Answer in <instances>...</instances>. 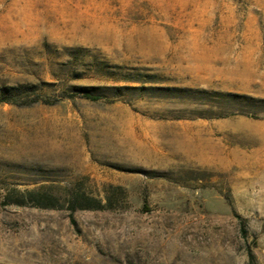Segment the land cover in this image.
Here are the masks:
<instances>
[{
  "label": "rangeland",
  "instance_id": "rangeland-1",
  "mask_svg": "<svg viewBox=\"0 0 264 264\" xmlns=\"http://www.w3.org/2000/svg\"><path fill=\"white\" fill-rule=\"evenodd\" d=\"M0 264H264V0H0Z\"/></svg>",
  "mask_w": 264,
  "mask_h": 264
},
{
  "label": "trees",
  "instance_id": "trees-1",
  "mask_svg": "<svg viewBox=\"0 0 264 264\" xmlns=\"http://www.w3.org/2000/svg\"><path fill=\"white\" fill-rule=\"evenodd\" d=\"M73 89L76 90L80 94V96L91 101H98L103 96L101 93H99L100 89L96 87H74ZM120 89L122 88H119L117 90ZM65 94H67L65 98L73 97V95L71 93H67V91L65 92ZM32 102H42L43 104H48V105L53 104L49 100H43L40 97H34V99H32Z\"/></svg>",
  "mask_w": 264,
  "mask_h": 264
}]
</instances>
